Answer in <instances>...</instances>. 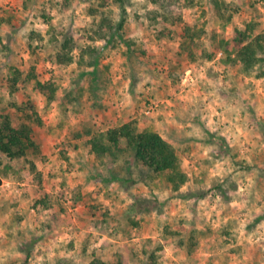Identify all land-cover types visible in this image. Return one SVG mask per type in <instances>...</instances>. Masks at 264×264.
<instances>
[{
    "label": "clouds",
    "instance_id": "9594fccd",
    "mask_svg": "<svg viewBox=\"0 0 264 264\" xmlns=\"http://www.w3.org/2000/svg\"><path fill=\"white\" fill-rule=\"evenodd\" d=\"M0 264H264V0H0Z\"/></svg>",
    "mask_w": 264,
    "mask_h": 264
},
{
    "label": "rangeland",
    "instance_id": "374dc122",
    "mask_svg": "<svg viewBox=\"0 0 264 264\" xmlns=\"http://www.w3.org/2000/svg\"><path fill=\"white\" fill-rule=\"evenodd\" d=\"M18 10V9H17ZM9 22H11V20H9ZM123 28V24H122V26H121V29ZM71 42V41H70ZM223 43V42H222ZM174 67H175V65H174ZM15 71H16V73H17V79H19L20 78V70L19 69H15ZM36 76V69L35 68H33L32 70H31V73H30V78H34Z\"/></svg>",
    "mask_w": 264,
    "mask_h": 264
},
{
    "label": "trees",
    "instance_id": "16d2710c",
    "mask_svg": "<svg viewBox=\"0 0 264 264\" xmlns=\"http://www.w3.org/2000/svg\"><path fill=\"white\" fill-rule=\"evenodd\" d=\"M121 26H122V24H121ZM120 26V27H121ZM71 44V42H70V40L69 41H66V43H65V48L67 49L68 47H69V45ZM248 51V49H245V52H247ZM21 135H23V133H21ZM17 141L16 140H13V143H16Z\"/></svg>",
    "mask_w": 264,
    "mask_h": 264
}]
</instances>
